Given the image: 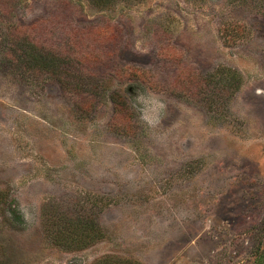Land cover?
<instances>
[{"label": "rangeland", "instance_id": "rangeland-1", "mask_svg": "<svg viewBox=\"0 0 264 264\" xmlns=\"http://www.w3.org/2000/svg\"><path fill=\"white\" fill-rule=\"evenodd\" d=\"M44 19L115 43L79 89L0 52V264H264L262 1L0 0V37Z\"/></svg>", "mask_w": 264, "mask_h": 264}, {"label": "trees", "instance_id": "trees-1", "mask_svg": "<svg viewBox=\"0 0 264 264\" xmlns=\"http://www.w3.org/2000/svg\"><path fill=\"white\" fill-rule=\"evenodd\" d=\"M98 3L100 0H96ZM264 5V0H261ZM46 20L40 22H30L28 24L9 23L1 33L0 37V52H3V59L5 63L11 64L15 70H19L23 76H30L37 78L41 75H51L64 86L68 82L70 75H73L77 79L75 88L79 89L81 85L88 80L89 76L83 73L88 60H105L107 54L110 51V45L112 40L107 37V31L96 33V38L100 36L99 41L102 45H92L90 52L85 53L83 56V47L80 44L83 38H76L73 42L53 41L48 32V26L45 25ZM44 24V25H43ZM105 37H107L105 39ZM98 41V40H97ZM94 41H92L93 43ZM106 44V46H105ZM114 48V47H113ZM117 48H114V50ZM96 52V55L94 54ZM85 60V61H84ZM93 64L88 65L89 75H93ZM126 69V68H125ZM138 71L131 69L129 76L136 74ZM96 88V87H95ZM64 89V87H63ZM95 91V90H93ZM78 92V91H76ZM114 107L120 111L118 102L113 99ZM73 235L70 236L71 233ZM96 232L95 227L92 224H87L83 220L77 221L76 224L70 227H66L62 230L60 239L57 242H65L69 240L72 244L74 236L77 240L84 242V238L89 239Z\"/></svg>", "mask_w": 264, "mask_h": 264}, {"label": "clouds", "instance_id": "clouds-1", "mask_svg": "<svg viewBox=\"0 0 264 264\" xmlns=\"http://www.w3.org/2000/svg\"><path fill=\"white\" fill-rule=\"evenodd\" d=\"M137 99L140 101V102H144V103H148L149 101H146V98L145 96L142 94V93H138V96H137ZM151 103L154 105V109H163L165 106L162 104V103H159L158 101L156 100H152ZM145 120H147V122L149 124H152L154 121L152 119H150L147 115H145L143 117Z\"/></svg>", "mask_w": 264, "mask_h": 264}]
</instances>
